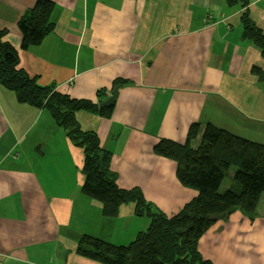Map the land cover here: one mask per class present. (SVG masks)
I'll use <instances>...</instances> for the list:
<instances>
[{
    "label": "crops",
    "instance_id": "crops-1",
    "mask_svg": "<svg viewBox=\"0 0 264 264\" xmlns=\"http://www.w3.org/2000/svg\"><path fill=\"white\" fill-rule=\"evenodd\" d=\"M52 1L55 30L41 44L22 49L18 26L36 0H0V30L40 86L98 103L76 119L111 153L120 188H139L173 216L197 191L181 184L176 162L154 153L160 139L184 143L199 123L200 143L211 123L264 145V57L242 27L247 12L264 34V0L247 8L226 0ZM115 86L114 103L103 107ZM4 89L0 83V264H105L78 253L80 238L126 245L149 219L133 203L106 216L81 190L84 149L50 111ZM258 207L254 220L237 211L214 224L199 241L202 256L264 264V194Z\"/></svg>",
    "mask_w": 264,
    "mask_h": 264
},
{
    "label": "trees",
    "instance_id": "trees-1",
    "mask_svg": "<svg viewBox=\"0 0 264 264\" xmlns=\"http://www.w3.org/2000/svg\"><path fill=\"white\" fill-rule=\"evenodd\" d=\"M226 1L230 6L248 7V0ZM55 8L52 0H36L25 11L18 23L22 49L41 44L55 30L52 20ZM242 27L246 40L253 42L264 57V34L247 12L242 16ZM6 35L7 30H0V83L21 103L48 109L72 142L84 149L86 179L82 192L103 205V213L108 217L116 216L122 204L133 203L136 215L150 221L148 228L126 245L83 235L78 247L80 255L105 264H214L199 251L202 236L237 211L251 220L257 217L259 200L264 194L263 144L211 123L206 125L198 146L193 141L201 134L199 123L190 126L184 143L160 139L154 153L176 162L181 184L197 191L196 197L179 213L169 216L147 201L139 188H120L111 168V153L102 148L96 132L81 128L76 112L91 110L98 103L72 98L54 87L40 86L35 77L19 67V52L5 39ZM232 166L237 167L233 180L225 186L227 189L221 190Z\"/></svg>",
    "mask_w": 264,
    "mask_h": 264
},
{
    "label": "rangeland",
    "instance_id": "rangeland-1",
    "mask_svg": "<svg viewBox=\"0 0 264 264\" xmlns=\"http://www.w3.org/2000/svg\"><path fill=\"white\" fill-rule=\"evenodd\" d=\"M4 90H6V89H4ZM8 93L9 94H12V96H14V93H12L11 91H8ZM46 110H48V109H46ZM35 138L33 137L32 138V140H34ZM195 146H198V143H196L195 144ZM48 158H50V157H48ZM35 165H36V159H35ZM236 170H237V167L236 166H232L231 167V169H230V172H229V176H227L226 177V179L223 181V185H222V188H221V190H225V189H227V188H225V186H227L228 184H231V182H232V180H233V178H232V176H233V174L236 172ZM150 202V201H149ZM154 204V203H153ZM155 205V204H154ZM155 206H157V205H155ZM158 207V206H157ZM200 251V250H199ZM201 253V252H200ZM202 255V254H201Z\"/></svg>",
    "mask_w": 264,
    "mask_h": 264
},
{
    "label": "water",
    "instance_id": "water-1",
    "mask_svg": "<svg viewBox=\"0 0 264 264\" xmlns=\"http://www.w3.org/2000/svg\"><path fill=\"white\" fill-rule=\"evenodd\" d=\"M117 94H118V86H115V89L113 91V95L108 99L106 100L105 102L102 103V106L105 107V106H110L111 104L114 103L115 101V98L117 97Z\"/></svg>",
    "mask_w": 264,
    "mask_h": 264
},
{
    "label": "bare ground",
    "instance_id": "bare-ground-1",
    "mask_svg": "<svg viewBox=\"0 0 264 264\" xmlns=\"http://www.w3.org/2000/svg\"><path fill=\"white\" fill-rule=\"evenodd\" d=\"M83 184H84V183H83ZM81 190H82V188H81ZM83 194H84V193H83ZM84 195H85V194H84ZM86 196H87V195H86ZM147 228H148V227H147ZM147 228H146V229H147ZM146 229H145V230H146ZM142 231H144V230H142Z\"/></svg>",
    "mask_w": 264,
    "mask_h": 264
}]
</instances>
